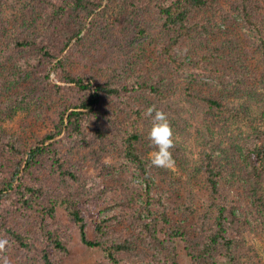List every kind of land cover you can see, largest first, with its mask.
Listing matches in <instances>:
<instances>
[{
    "label": "trees",
    "instance_id": "trees-1",
    "mask_svg": "<svg viewBox=\"0 0 264 264\" xmlns=\"http://www.w3.org/2000/svg\"><path fill=\"white\" fill-rule=\"evenodd\" d=\"M28 2L31 7L18 15L13 0H0V36L7 39L0 46V109L5 103L12 112L38 105L39 96L28 84L31 62H56L59 69L74 54L81 55L87 39L91 41L95 32L103 29V42L120 48L128 36H145L152 29L155 36L148 45L158 49L167 67L184 70L181 56L190 51L195 61L188 64L206 73L210 63V74L218 84L215 95L202 98L203 120H209L203 139L209 149L202 152L189 173L185 172L186 193L198 192L204 199L202 206H194L188 199L182 203L173 197L171 189L179 180L171 176L169 168L151 166L147 155L156 149L150 146L148 131L140 134L133 126L134 132L126 137L115 128L99 126L84 143L88 154L93 141H103L104 148L106 143L122 146L119 166L114 169L99 161L103 158L99 151L94 152L101 165L99 174L81 171L70 153L63 154L56 140L64 129L80 135L87 117L99 114L103 97L124 101L135 87H119L114 77L102 82L94 76L62 78L73 85L74 98L57 113L54 133L28 143L8 140L0 130V239L9 242L0 256H7L8 264H57L54 255L68 249L66 230L56 222L58 208L63 206L83 243L106 253L97 264L132 262L140 254L145 264H182L175 246L178 240L191 264H219V257L225 255L233 264H262L259 252L246 242L255 222L264 233V0ZM208 32L210 36L205 38ZM126 47L117 59L99 60L109 69L118 67L125 72L124 59L134 55L126 52ZM21 52L28 56L17 61L15 55ZM232 64L242 72L227 67ZM139 89L160 97L165 86L149 84ZM129 104L136 119L142 120L145 114ZM173 121H168L173 132L170 152L176 165L186 156L187 139L181 136L182 126L177 123L174 128ZM106 123L113 125L112 118ZM239 125L248 126L250 133H240ZM119 168L127 170V178L111 192L105 186L112 184L109 178L115 177L114 170ZM158 174L166 178L162 184L170 191L153 183ZM136 178H142L146 187L135 185ZM234 185L244 190L239 198ZM109 205L112 214L95 220V238L88 240L85 213ZM197 212L200 215L196 216ZM229 233L236 237H229ZM245 247L251 248L246 251Z\"/></svg>",
    "mask_w": 264,
    "mask_h": 264
},
{
    "label": "rangeland",
    "instance_id": "rangeland-1",
    "mask_svg": "<svg viewBox=\"0 0 264 264\" xmlns=\"http://www.w3.org/2000/svg\"><path fill=\"white\" fill-rule=\"evenodd\" d=\"M12 1V0H9ZM16 13L24 12L30 8L32 4L30 0H13ZM11 15V11L5 9ZM158 20V19H157ZM157 22V21H155ZM114 23V20L109 23ZM159 24V23H158ZM157 24V25H158ZM152 28V27H151ZM246 29V28H244ZM106 30V29H105ZM145 36H128L124 44H121V48L107 44L104 41L103 30L95 32L93 39L85 44V49L81 55L74 54L69 59L68 64L58 69V65L47 64L46 62H38L37 60L32 61L31 65L27 68L29 72L28 84L39 96V104H31V106H22L15 112L9 111L11 109L9 105L3 104L0 109V130L3 131L5 138L13 141L14 139L24 140L25 142L34 143L37 137H42L45 134L54 133L56 129L57 113H62L65 106L69 105L74 98L73 85L67 84L62 81L67 75H75L76 77L89 79L91 76L96 77L97 82L109 80L114 77L117 80L116 85L119 87L130 89L135 87V92L127 95L124 101L119 99H108L103 97L99 106V114L94 117H87V121L84 125L80 135H71L63 130L62 135L56 140L59 147H61L63 154L70 153V157L73 158L74 162L81 171H87L88 173L93 171V175L101 173L99 169L101 165L97 162L95 151H99L102 154L99 161H104L106 167H113V169L119 166V153L120 147H111L106 143V148L103 147V141H93L92 148L89 147V154L87 153V147L85 142L92 139L94 131L100 126L102 129L107 127L115 128L117 133L123 134L127 137L128 134L134 132L133 126L140 131V134H145V131H150L152 126V117L147 114L149 108H154L156 111H161L166 114L167 120L173 119L172 126L176 128L177 123L182 126L181 132L184 140L187 139L184 144L185 157H181L182 160L170 169L171 176L179 180V184L175 186L173 197L180 200L182 203L185 199L190 200L194 206H202L204 199L198 192L192 193L188 189V184L185 183L188 180L189 169L194 166L198 161L201 160L202 152L206 150L208 142L206 138V128L209 120H203L205 108L202 98L207 96L211 97L217 93L215 85L218 84L217 79L210 74L209 66L210 63L206 64L208 72L201 73L197 70V66L194 64L195 57L189 51L188 55L181 56V60L185 68L184 70H175L171 66L167 67L164 59L160 56L158 49L153 47V44L148 45V42L155 36L152 29ZM125 32V31H124ZM210 36V33L205 34V38ZM126 34L122 35L125 37ZM86 37V36H84ZM0 46L6 43L7 39L0 36ZM155 39H160L156 36ZM161 40V39H160ZM122 42V41H121ZM2 43V44H1ZM126 47V52H131L134 55L131 58L128 56L126 71L124 69L116 68L115 70L105 67L102 63L101 58L107 60L117 59L118 55H121L123 48ZM139 47H146V51H140ZM75 51V50H74ZM28 55L24 52L16 54L15 58L17 61H21ZM235 71L242 72L237 65H227ZM125 68V67H124ZM197 73V75H196ZM54 74V77H53ZM201 82L205 84H201ZM153 85L155 87L165 86L162 96H153L149 92H144L140 87L143 85ZM207 84H210L208 86ZM212 84V85H211ZM78 98V97H77ZM76 98V99H77ZM69 102V103H68ZM75 102V101H74ZM133 103L134 110L141 111L144 115L142 120L136 119L135 111L129 104ZM138 102H142L137 104ZM68 103V104H67ZM59 113V114H60ZM155 113H153L154 115ZM108 117L112 118V124H104L107 122ZM90 118V119H89ZM170 121V125H171ZM66 124V123H65ZM240 133L249 134L248 126L239 125ZM106 131V130H105ZM106 133H108L106 131ZM123 136V137H124ZM181 136L177 134V138L181 140ZM122 137V136H119ZM91 138V139H90ZM63 140V141H62ZM62 141V142H61ZM61 142V143H60ZM84 145V146H83ZM120 145V144H118ZM209 149V148H207ZM150 158V154L147 155ZM117 163V164H116ZM189 165V166H188ZM110 169V170H113ZM127 170H121V168L114 170L115 177L109 178L108 182L112 184H106L105 187H110L113 192L118 187V182L124 181L127 178ZM118 177V178H117ZM153 183L161 185V188L166 191H170L163 186L162 182H166L161 174L153 178ZM134 184L137 186L146 187L142 178H136ZM233 188L239 198V195L244 194L239 186L234 185ZM233 191V192H234ZM185 195L188 198H184ZM241 200V199H240ZM248 200V199H247ZM247 200H241L242 202ZM252 204V200L249 199ZM246 212L250 211L247 205L244 206ZM112 207L106 206L97 209L92 213H85L86 218V235L88 240L95 238L94 224L96 219H104L112 214ZM200 215V212L196 213V216ZM56 222L59 223L65 230L68 236V249L60 255H54L57 264H97L98 261L106 258V253L101 249L90 248L86 246L80 236L78 230L72 226L70 222L69 212L65 207L61 206L58 208ZM260 222V221H259ZM256 223V222H255ZM253 224L250 231V236L247 239V246L256 248L264 264V233L262 234V226ZM163 229V226H159ZM247 231V230H246ZM229 237L235 238L236 235L229 233ZM177 254L182 264H191V259L187 255L185 247L181 240L175 241ZM251 247H245L246 251H249ZM242 248V247H241ZM255 261V260H253ZM256 262V261H255ZM219 264H233L230 262L229 255L221 256L218 260ZM122 264H145L144 256L142 254L137 255L135 261L124 260Z\"/></svg>",
    "mask_w": 264,
    "mask_h": 264
},
{
    "label": "clouds",
    "instance_id": "clouds-1",
    "mask_svg": "<svg viewBox=\"0 0 264 264\" xmlns=\"http://www.w3.org/2000/svg\"><path fill=\"white\" fill-rule=\"evenodd\" d=\"M54 77V74H53ZM153 113H155L153 115ZM147 114L152 117V128L148 139L156 150L150 153V164L157 168H171L174 165L170 149L173 147V132L165 113L149 108ZM8 240L0 239V252L8 245ZM0 264H8L7 256H0Z\"/></svg>",
    "mask_w": 264,
    "mask_h": 264
}]
</instances>
